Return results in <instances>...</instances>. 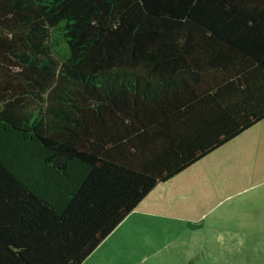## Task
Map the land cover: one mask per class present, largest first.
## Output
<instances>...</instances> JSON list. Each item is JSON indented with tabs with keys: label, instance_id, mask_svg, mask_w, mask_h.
<instances>
[{
	"label": "trees",
	"instance_id": "16d2710c",
	"mask_svg": "<svg viewBox=\"0 0 264 264\" xmlns=\"http://www.w3.org/2000/svg\"><path fill=\"white\" fill-rule=\"evenodd\" d=\"M262 118L264 0H0V264H81Z\"/></svg>",
	"mask_w": 264,
	"mask_h": 264
},
{
	"label": "rangeland",
	"instance_id": "374dc122",
	"mask_svg": "<svg viewBox=\"0 0 264 264\" xmlns=\"http://www.w3.org/2000/svg\"><path fill=\"white\" fill-rule=\"evenodd\" d=\"M262 126L264 120L255 127L259 129L253 137L264 138ZM249 139L252 144L260 143ZM234 143L179 173V177L214 168L221 157L230 153ZM228 169L229 166L223 168ZM210 183L213 184L212 178ZM245 195L224 198L201 216L195 229L188 219L168 221L144 211L133 215L130 212L81 264H264V198L258 210L259 221H255L252 218L257 207L244 210ZM223 196L216 194V199ZM203 206L192 204L190 213L182 214L197 216L211 207L205 204L207 208L202 211ZM231 214L232 219L228 218ZM233 223H242L243 227H239L240 231L235 229L236 233L229 232L228 229L236 228ZM201 225L204 227L199 229Z\"/></svg>",
	"mask_w": 264,
	"mask_h": 264
},
{
	"label": "crops",
	"instance_id": "0c3cea01",
	"mask_svg": "<svg viewBox=\"0 0 264 264\" xmlns=\"http://www.w3.org/2000/svg\"><path fill=\"white\" fill-rule=\"evenodd\" d=\"M263 120L264 118L241 131L189 166L204 161L214 152L216 153V151L235 142L230 153L221 157L214 168L199 170L195 175L179 177L177 174L165 182L158 183L130 214L133 215L136 211H144L168 221L184 218L191 220V228L195 229V224L201 222V216L219 204L224 198L235 197L237 194L244 193L246 194L242 198L244 199L243 202L246 203L244 210L250 211L257 207L252 219L259 221L258 210H260L259 207L264 198V187L262 186L264 185V138L256 135L253 137V133L258 131L259 128L255 127ZM250 137L259 140L260 143L252 144ZM225 166H229V169L223 170ZM211 178L213 184L210 183ZM216 194L219 196L224 194V196L216 199ZM192 204L195 206L204 205L202 211L207 208L205 204H209L211 207L205 212L198 213L197 216L189 217L182 214H189ZM232 216L234 215L231 214L228 218L232 219ZM233 225L236 228L233 231L228 229L229 232L236 233L235 229L240 231L239 227H243L242 223L240 226L236 223H233ZM203 227L201 225L198 228ZM211 229L216 230V228Z\"/></svg>",
	"mask_w": 264,
	"mask_h": 264
}]
</instances>
